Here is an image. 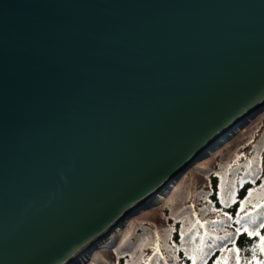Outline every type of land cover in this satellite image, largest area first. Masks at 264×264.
<instances>
[{"label":"water","instance_id":"water-1","mask_svg":"<svg viewBox=\"0 0 264 264\" xmlns=\"http://www.w3.org/2000/svg\"><path fill=\"white\" fill-rule=\"evenodd\" d=\"M263 110L264 0H0V264H83Z\"/></svg>","mask_w":264,"mask_h":264},{"label":"trees","instance_id":"trees-1","mask_svg":"<svg viewBox=\"0 0 264 264\" xmlns=\"http://www.w3.org/2000/svg\"><path fill=\"white\" fill-rule=\"evenodd\" d=\"M263 113L264 110L209 154L218 156L219 159L225 157L228 152L224 151L226 147L237 145L245 139L240 150L242 153L238 156L241 158L226 166L213 164L212 167L202 169L201 173L198 172L200 168L190 166L175 181L172 187L188 176L190 169L195 168L196 174L202 175L205 187L198 184L192 190L184 188L183 192L177 194L174 202L152 209L157 211L163 207L161 213L166 218L167 227L159 228L153 219L132 216L125 222L120 234H115L114 238L101 244L83 264L264 262L260 236L248 234L258 229L260 235H264V228H259L264 223ZM202 187L204 188L201 189ZM195 191L197 203L189 201ZM171 205L179 206L180 209L172 210ZM131 218L136 220L129 223L133 221ZM245 227L248 231L244 230ZM157 238H161V242H156Z\"/></svg>","mask_w":264,"mask_h":264},{"label":"rangeland","instance_id":"rangeland-1","mask_svg":"<svg viewBox=\"0 0 264 264\" xmlns=\"http://www.w3.org/2000/svg\"><path fill=\"white\" fill-rule=\"evenodd\" d=\"M263 116H264V113L262 114L261 117H263ZM245 142H246V140L242 139L241 141H239V143H237V145H231V146L226 147L224 149V151L225 152L228 151V152L226 153L225 157H222V158L219 159L218 156L215 157V155L212 156V155L208 154V156L196 161L193 165H195L196 168H198V169L200 168V170L198 171L199 173H201L202 169L204 170V168L207 169L209 167H212L213 164H215V165L219 164L221 166H226V164H229V163L234 162L235 160L241 158V157H238V156L241 155L242 152L240 150L243 147V145L245 144ZM215 161H217V162H215ZM196 172H197V169L196 170H195V168L190 169V171L188 173V176L182 178L178 183H176V185L174 187H172L173 186L172 185L170 190L166 193V195L164 196V198L161 201L156 202L154 205H152V206H150V207L138 212L135 215L139 219H142V217H143V219H147V220L148 219H153V220H155V223L158 225L159 228L167 227L168 224L166 223V218L161 213L163 207H161L160 209H157V211L156 210L152 211V209L155 206H158V205L161 206L163 204H167V202H170V201L174 202V200L176 199L177 194L183 192L184 188L185 189H189L190 188V190H192L198 184H202L201 186H203L204 185L203 177H202L201 174L200 175L196 174ZM186 186H189V187H186ZM204 187H205V185H204ZM204 187H202L201 189H203ZM189 201L197 203V191H195L194 194L191 195V198L189 199ZM171 206H172L171 207L172 210L175 209V211H178L180 209V208H178L179 206H177V207L173 206V205H171ZM156 212H157V214H156ZM135 215H134V217H135ZM132 219H133V221H129V223H132V222H134L136 220L134 218H131L130 220H132ZM122 230H123V228L120 229L118 232L112 234L109 238L110 239L114 238L116 235L120 234ZM166 231L164 232V234L166 233ZM159 232H160V229H158L157 233L159 234ZM108 239L105 242H107ZM156 242H161V238H157ZM104 243H102V244H104Z\"/></svg>","mask_w":264,"mask_h":264},{"label":"snow or ice","instance_id":"snow-or-ice-1","mask_svg":"<svg viewBox=\"0 0 264 264\" xmlns=\"http://www.w3.org/2000/svg\"><path fill=\"white\" fill-rule=\"evenodd\" d=\"M259 228H264V223H261L259 225ZM244 230L248 231L247 227H245ZM248 234L251 235V236H260V242H261L260 243V250L262 252H264V235H260V232H259L258 229L250 231V232H248ZM236 251L239 252V249H237ZM253 259H255V256H253ZM237 260H239V257H237ZM257 264H264V262L257 261Z\"/></svg>","mask_w":264,"mask_h":264},{"label":"bare ground","instance_id":"bare-ground-1","mask_svg":"<svg viewBox=\"0 0 264 264\" xmlns=\"http://www.w3.org/2000/svg\"><path fill=\"white\" fill-rule=\"evenodd\" d=\"M168 188H163L161 191H158L156 194L152 196V198L149 200L150 202H159L164 198V194L167 192ZM120 229L116 227L114 233L118 232ZM112 233V234H114ZM111 234V235H112Z\"/></svg>","mask_w":264,"mask_h":264}]
</instances>
